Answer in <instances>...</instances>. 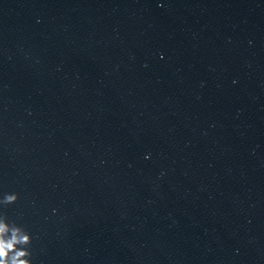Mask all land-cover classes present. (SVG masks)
<instances>
[{
    "label": "water",
    "instance_id": "water-1",
    "mask_svg": "<svg viewBox=\"0 0 264 264\" xmlns=\"http://www.w3.org/2000/svg\"><path fill=\"white\" fill-rule=\"evenodd\" d=\"M5 193L33 264H264V0H0Z\"/></svg>",
    "mask_w": 264,
    "mask_h": 264
},
{
    "label": "clouds",
    "instance_id": "clouds-1",
    "mask_svg": "<svg viewBox=\"0 0 264 264\" xmlns=\"http://www.w3.org/2000/svg\"><path fill=\"white\" fill-rule=\"evenodd\" d=\"M18 199V193H5L0 197V206L15 204ZM32 240L26 228L9 222L7 215L0 213V264H33Z\"/></svg>",
    "mask_w": 264,
    "mask_h": 264
}]
</instances>
